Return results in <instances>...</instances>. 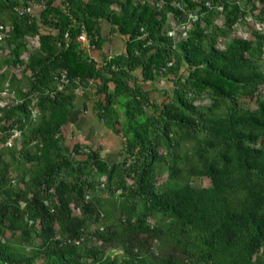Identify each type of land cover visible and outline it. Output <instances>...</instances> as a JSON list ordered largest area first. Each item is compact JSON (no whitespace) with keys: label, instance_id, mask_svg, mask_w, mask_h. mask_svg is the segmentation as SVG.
Returning <instances> with one entry per match:
<instances>
[{"label":"trees","instance_id":"trees-1","mask_svg":"<svg viewBox=\"0 0 264 264\" xmlns=\"http://www.w3.org/2000/svg\"><path fill=\"white\" fill-rule=\"evenodd\" d=\"M239 1L47 0L30 19L0 0V87L22 100L0 116V264H264V33L232 36L264 0ZM103 23L125 52L96 61L78 37L102 50ZM79 102L117 161L66 150Z\"/></svg>","mask_w":264,"mask_h":264},{"label":"crops","instance_id":"crops-1","mask_svg":"<svg viewBox=\"0 0 264 264\" xmlns=\"http://www.w3.org/2000/svg\"><path fill=\"white\" fill-rule=\"evenodd\" d=\"M100 34L103 41L102 50H96L88 53L91 58L96 61H101L105 56L110 57L125 52L124 39L114 33L109 24H102ZM160 84L163 83H159L157 86L159 87ZM162 89H167V87L164 85V88ZM80 102L78 103L76 110H74L71 115L70 124L67 128V137L73 135L72 137L76 139L78 136L79 138L76 139V142L89 144L91 146L102 145L104 149V159L109 163L117 161L122 151L121 140L118 137L113 136L112 133L105 127L91 126L89 122V117L92 116L90 109L85 111Z\"/></svg>","mask_w":264,"mask_h":264},{"label":"built area","instance_id":"built-area-1","mask_svg":"<svg viewBox=\"0 0 264 264\" xmlns=\"http://www.w3.org/2000/svg\"><path fill=\"white\" fill-rule=\"evenodd\" d=\"M47 0H20V5L14 6L13 10L14 12L21 17H29L30 19H33L34 17L38 16L41 11L45 9V2ZM206 6H209L207 3ZM181 9V8H180ZM219 10L221 11L222 8L220 7ZM196 20L195 16L189 15L188 16V22L185 25H182L178 27L176 30L171 31L169 33L170 37L180 36V38L185 36V31L187 30L190 23L194 22ZM4 27L0 24V41L3 39V32ZM179 33V34H178ZM78 41L81 43V48L84 49L86 52L90 53L93 52L94 47L90 45L88 38L85 33H81V35L78 37ZM27 55L24 57H21L20 60H22L24 63L27 62ZM24 69V66L17 65L14 68V75L18 76L22 73ZM62 84H67L68 80L65 76V74L61 75L60 79ZM59 90H62L63 87L59 85ZM12 104H22V100H19L16 98V93L14 90L11 89L9 82H5L3 86L0 87V116L1 111L8 109ZM38 116V112L35 111L32 113V121H35ZM20 136V132L18 130H15L12 136L8 139L6 145L8 147H11L15 140Z\"/></svg>","mask_w":264,"mask_h":264},{"label":"rangeland","instance_id":"rangeland-1","mask_svg":"<svg viewBox=\"0 0 264 264\" xmlns=\"http://www.w3.org/2000/svg\"><path fill=\"white\" fill-rule=\"evenodd\" d=\"M239 2L242 5L244 4V0H240ZM247 12L248 13H247L246 23L244 25H242L240 28H238L234 32V35H232V36L241 37V38H245V37L248 38L251 35V31H258L260 33H264V24L259 25V24H257V21L255 20V16L257 15V11L251 13V14H253V16H250L249 10H247ZM222 23H223V17L219 16V18L216 20V24L221 26ZM228 40L229 39H227L225 41L228 42ZM29 45H30L29 48L34 49V47L37 45V42L31 41ZM7 54H8L7 51H5V52L0 51V63L4 58L7 57ZM24 56H26V55H23L22 57H24ZM260 67H261L262 71H264V54H263L262 60L260 62ZM13 73H14V71H13ZM165 84L163 83V84H160L159 87L157 86L159 89L158 92H153L154 89H152L153 88L152 84L144 85V88H145V90H148V91L150 90V92L152 93V98L154 100L162 101L163 100V90L169 89V83H167L166 85ZM164 85L167 87V89H162V88H164ZM204 104H208L207 100L204 101ZM250 106L253 107L252 105H250ZM89 122H90L91 126H94V127L102 126V127H104L102 122L98 121L93 116L89 117ZM78 138L79 137L77 136L76 139H78ZM76 139L68 136V138L66 139V142H65V145H66L65 147H66L67 151L72 148V145L76 142ZM166 177H167V174L164 172L163 176L161 177L162 182L166 180ZM194 186H196V187H208L209 182H208V180H205V179H203L201 182L195 180Z\"/></svg>","mask_w":264,"mask_h":264},{"label":"water","instance_id":"water-1","mask_svg":"<svg viewBox=\"0 0 264 264\" xmlns=\"http://www.w3.org/2000/svg\"><path fill=\"white\" fill-rule=\"evenodd\" d=\"M115 254V251H111L110 255L113 256Z\"/></svg>","mask_w":264,"mask_h":264},{"label":"bare ground","instance_id":"bare-ground-1","mask_svg":"<svg viewBox=\"0 0 264 264\" xmlns=\"http://www.w3.org/2000/svg\"><path fill=\"white\" fill-rule=\"evenodd\" d=\"M218 10H219V9H218ZM34 41H35V40H34ZM29 46H30V45H29ZM29 46H28V49H31V48H29ZM35 47H36V46H35ZM35 47H34V48H35ZM87 53H88V52H87ZM24 55H27V54H24Z\"/></svg>","mask_w":264,"mask_h":264}]
</instances>
